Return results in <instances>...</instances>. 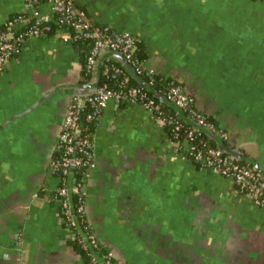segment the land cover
Listing matches in <instances>:
<instances>
[{
    "label": "crops",
    "instance_id": "1",
    "mask_svg": "<svg viewBox=\"0 0 264 264\" xmlns=\"http://www.w3.org/2000/svg\"><path fill=\"white\" fill-rule=\"evenodd\" d=\"M74 1L95 24L139 38L144 67L179 82L264 170V0ZM23 9L0 0V29ZM84 54L59 35L27 38L0 73V264H90L50 166L71 97L57 87L84 83ZM93 147L96 168L69 182L123 264H264V205L187 157L188 143L144 106L110 99Z\"/></svg>",
    "mask_w": 264,
    "mask_h": 264
},
{
    "label": "built area",
    "instance_id": "2",
    "mask_svg": "<svg viewBox=\"0 0 264 264\" xmlns=\"http://www.w3.org/2000/svg\"><path fill=\"white\" fill-rule=\"evenodd\" d=\"M23 1L24 9L9 18L0 29V73L10 61L17 59L24 40L49 35H59L63 41L71 43L90 41L84 62L85 73L91 77L90 81L95 79L99 59L104 53L119 52L130 64L134 59L141 42L139 38L128 31L115 34L107 27L95 24L87 10L74 0ZM42 8H47V12H42ZM134 68L138 74L143 71L151 74L155 72L146 69L144 63ZM102 72L107 78L114 72L120 79L113 84L109 81L100 83L91 94L71 95L57 142L62 154L50 163L53 172H61V184L54 197L61 205L63 220L73 232V238L87 252L90 264H123L112 250L104 247L89 224L87 229L80 227V219L87 222L85 197L79 189L80 183L71 185L69 182L71 175H75L74 169H85L84 176H89L97 166L93 147L94 131L89 130L87 122L96 120L110 99L132 101L144 106L154 120L171 128V139L177 142L180 136H184L183 141L188 143L187 157L201 167L211 168L231 179L238 190L247 194L255 204L264 205V178L253 167L240 163L219 146H210L206 140L198 137V130L193 126L185 128L186 122L178 114H168L162 102L149 95L146 88L133 85L131 74L125 72L123 67L111 64ZM153 82V79L148 81L151 86ZM162 94L169 102L183 109L196 124L209 128L224 140L229 138V133L223 127L207 120L197 109L194 97L179 82L172 81ZM85 106L89 108L86 112Z\"/></svg>",
    "mask_w": 264,
    "mask_h": 264
},
{
    "label": "trees",
    "instance_id": "3",
    "mask_svg": "<svg viewBox=\"0 0 264 264\" xmlns=\"http://www.w3.org/2000/svg\"><path fill=\"white\" fill-rule=\"evenodd\" d=\"M79 44L82 45L83 47H85V54L83 56L82 81L84 83L85 82L87 83L91 79V77L89 75H86V73H85L84 62H85L86 52H87V50H88V48L90 46V41L89 40H83ZM111 58H113V57H109V58H107L105 60V63L103 65V67H102V71L104 70V68L106 66H109L111 64H114V65L123 67L124 68V71L130 74L129 70L125 66H123L118 60H116V58H113V59H111ZM146 58H147V54H146L145 48L143 47V45H140L139 44V47H138V49H137V51L135 53V56H134V59L131 62V65L133 67H138L139 64L142 65V63H144V61H145ZM139 74H140V76L144 80H146V82H148L151 79H153L154 82H153L152 86L155 89H157L160 93H164L165 90H166V88L170 85V83L172 81L177 82V81L173 80L172 78H170V77H164V76L160 75L157 72H153L151 74V73H148L147 71H143V72H140ZM119 79H120L119 75L115 74L114 72L111 73L108 78L102 72L101 73L100 83L102 84L104 81H109L111 84H113V83H116ZM131 82H132L133 85H140L137 82V80L132 77V75H131ZM149 95H151L156 100H158V98H156L151 92H149ZM162 106H163V109L168 114H170L172 116H177L176 111L171 106H169L166 103H162ZM88 110H89L88 106H85V112L88 111ZM206 117H207V120L216 123V121H215L214 118L209 117V116H206ZM95 122H96V120H92V121H88L87 122V125L89 127V130H91V131H94L95 130ZM184 125H185V128L186 127H191V125L188 124L187 122ZM165 128H166V131L169 134V136L170 137H173L172 132H171V128L169 126H166ZM196 133H197V135H198V137L200 139L206 140L210 146H217L216 142L212 138H210L207 134H205L203 131L198 130ZM183 139H184V136H180L178 138V141H183ZM224 141H225V143H226L227 146L232 147V145L229 143L228 139H225ZM61 154H62V152L60 150H58L57 152H55V157H60ZM77 155H79V154H77ZM237 161H239V160H237ZM239 162L242 163V164H244V165H247L249 167H252V165L250 163H247V162H244V161H239ZM74 170H75V178H76V180L77 181L80 180L82 182V180L84 178V171H85V169H77L76 168ZM55 174L58 175V176H61V172L60 171H56ZM80 227L82 229H87L88 228V223L85 222V221H83L82 219H80ZM73 242L76 245L80 246V244H79V242H78V240L76 238H73Z\"/></svg>",
    "mask_w": 264,
    "mask_h": 264
},
{
    "label": "water",
    "instance_id": "4",
    "mask_svg": "<svg viewBox=\"0 0 264 264\" xmlns=\"http://www.w3.org/2000/svg\"><path fill=\"white\" fill-rule=\"evenodd\" d=\"M109 57L116 58L120 62H122V65L125 66L130 74L132 75L133 78L137 80V82L142 85L144 88H146L149 92H151L156 98H158L162 103H166L169 106H171L176 113L188 124L193 126L196 130H201L205 134H207L210 138H212L217 146H219L224 152L229 154L231 157L239 160V161H244L247 163H250L252 167L257 171V173L264 178V170L259 166V164L252 160L250 157L243 155L239 149L237 148H232L226 145L224 139L217 133L213 132L207 127L200 126L193 122L191 118H189L185 111L178 107L175 103L169 102V100L162 94L160 93L157 89H155L153 86H151L146 80H144L135 70V68L120 54L119 52H107L101 55L98 65H97V70H96V77L93 81H90L88 83H80V82H71V83H66L62 84L61 86L57 88H62L64 89L65 93L70 94V95H87L95 92L97 86L100 84V79H101V73H102V67L105 63V60ZM56 88L51 89L48 91V95L54 92Z\"/></svg>",
    "mask_w": 264,
    "mask_h": 264
}]
</instances>
